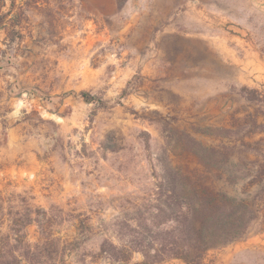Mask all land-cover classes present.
Wrapping results in <instances>:
<instances>
[{
    "label": "rangeland",
    "instance_id": "374dc122",
    "mask_svg": "<svg viewBox=\"0 0 264 264\" xmlns=\"http://www.w3.org/2000/svg\"><path fill=\"white\" fill-rule=\"evenodd\" d=\"M263 112L264 0H0V195L14 212L49 210L70 248L54 264L142 262L100 246L169 229L156 208L170 188L251 197L260 187L245 192L243 142L249 114L260 123ZM213 150L233 155L217 168ZM257 209L201 264L227 245L229 264H264V202ZM27 230L35 241L36 225Z\"/></svg>",
    "mask_w": 264,
    "mask_h": 264
},
{
    "label": "trees",
    "instance_id": "16d2710c",
    "mask_svg": "<svg viewBox=\"0 0 264 264\" xmlns=\"http://www.w3.org/2000/svg\"><path fill=\"white\" fill-rule=\"evenodd\" d=\"M246 91L249 102H262L259 99L261 93L257 90ZM79 95L86 102L92 99L88 91H81ZM257 117L254 113L249 114L253 129L248 140L243 142V159L250 165L245 192L257 185L260 188L255 194L238 197L202 188L200 191L192 190L190 196L170 188L165 204L156 208V216L164 214L166 221L173 223L169 229L161 228L165 223L161 221L155 229H149L151 236L138 234L132 239L131 242L136 244L130 248L119 247L104 239L100 252L123 262L128 261L133 252H140L143 256L141 264H162L173 258L181 259L185 264H201L209 249L243 236L257 216L258 202H264V140L252 139L254 133H264V112L262 122L258 123ZM214 152L217 151L213 150V166L217 168L224 167L225 161L233 155L229 153L230 156L216 157ZM197 155L201 161L210 162L211 157L207 154ZM237 178L236 174L229 172L230 180ZM32 224L38 229L35 241L29 239L27 230ZM52 225L53 218L44 207L25 206L23 211L14 212L9 203L5 206L4 197L0 195V264H54L57 258L64 257L70 248L52 229ZM147 238L149 242L145 244Z\"/></svg>",
    "mask_w": 264,
    "mask_h": 264
},
{
    "label": "crops",
    "instance_id": "0c3cea01",
    "mask_svg": "<svg viewBox=\"0 0 264 264\" xmlns=\"http://www.w3.org/2000/svg\"><path fill=\"white\" fill-rule=\"evenodd\" d=\"M235 251H236L235 246H232V245H227V246H223L221 248L215 249L214 254H213V264H229L231 259L234 256ZM137 264H141V262Z\"/></svg>",
    "mask_w": 264,
    "mask_h": 264
}]
</instances>
